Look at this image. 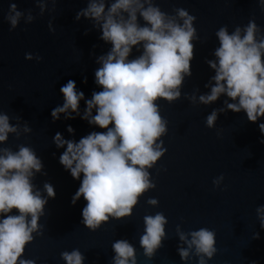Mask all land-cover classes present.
Here are the masks:
<instances>
[{
  "label": "water",
  "instance_id": "95a60500",
  "mask_svg": "<svg viewBox=\"0 0 264 264\" xmlns=\"http://www.w3.org/2000/svg\"><path fill=\"white\" fill-rule=\"evenodd\" d=\"M94 2L99 0H0V115L15 129L0 141V156L31 149L42 167L32 170L30 183L46 201L17 264L21 259L68 264L63 254L74 251L81 254L82 264H116L113 246L118 241L134 249L128 264L133 259L135 264H264V219L259 211L264 208V132L259 127L264 117L253 122L245 110H232L228 105L239 98L226 93L209 103L201 100L216 85L210 62L219 64L215 53L221 29L229 35L239 29L243 37L254 24V43L264 42V0H140L144 10L159 8L166 20L180 26L186 19L179 15L181 10L193 17L190 72L181 73L182 82L173 90L179 97L154 101L165 132L154 145L162 155L145 166L150 186L137 196L130 214H106V220L92 227L83 216L84 197L73 203L83 173L74 178L60 163L67 145L57 147L54 138L59 133L64 140L79 142L108 130L82 118L86 101L103 90L95 73L102 67L100 58L113 47L101 38L103 22L84 15ZM104 3L107 12L115 0ZM17 12L13 25L10 17ZM121 15L129 18L127 12ZM137 23L150 27L140 11ZM260 51L264 63V49ZM143 53L141 42L132 47L128 60ZM69 80L84 99L78 114L69 110L72 118L60 113L54 119L52 111L64 104L60 89ZM213 112L216 119L209 125ZM46 185L53 187L54 197ZM158 214L165 219L164 234L149 254L142 244L145 218ZM9 215L19 212L13 209ZM202 229L214 234L211 255L191 243L192 234Z\"/></svg>",
  "mask_w": 264,
  "mask_h": 264
},
{
  "label": "clouds",
  "instance_id": "9594fccd",
  "mask_svg": "<svg viewBox=\"0 0 264 264\" xmlns=\"http://www.w3.org/2000/svg\"><path fill=\"white\" fill-rule=\"evenodd\" d=\"M15 5L12 9L15 10ZM137 11L149 26H139ZM127 12V20L121 15ZM84 15L102 21V39L112 44V50L101 57L102 67L96 73V83L103 90L94 92L92 99L86 101L87 108L83 119L95 124L106 132H93L79 142L64 140L59 133L54 142L57 147L67 145L60 157V163L69 170L74 178L83 173L81 187L73 198L83 196L87 201L83 209L85 223L95 227L106 214L122 217L130 214L131 206L137 201L149 183L145 166L150 167L161 155L157 138L165 132V126L154 101L165 98L169 101L179 97L177 89L183 77L181 73L190 72V60L193 45L190 40L194 29L193 17L181 10L179 15L186 17L183 26L165 15L156 7L143 9L140 0H115L105 12L104 0L91 3ZM20 13L10 17L13 25ZM79 18V16L77 17ZM255 25H250L241 37L240 30L229 35L221 29L217 35L221 46L215 55L219 64L210 62L216 69V85L211 94L201 97L204 103L215 101L220 94L226 93L238 103L229 104L234 111L245 110L250 121L264 117V63L261 49L264 42L254 43ZM143 42L144 53L135 60H128L133 46ZM60 91L64 96L63 106L52 111L54 119L60 113L77 112L79 101L84 99L82 91L76 90L74 81L69 80ZM96 115L92 116V109ZM90 118V119H89ZM216 113L208 117L211 125ZM112 125L109 128V125ZM264 132V123L259 125ZM15 131L10 127L6 115H0V141L7 133ZM69 132L73 129L69 127ZM139 166V167H137ZM42 165L35 153L29 148H21L18 153L0 156V264H17L18 257L24 251L26 242L32 239L31 233L37 228V220L46 203L38 192L33 191L30 183L32 170L39 171ZM49 196L55 195L54 189L46 185ZM155 203V201H152ZM13 209L19 215H9ZM264 219V208L259 210ZM31 219H28V216ZM146 234L142 244L151 254L163 233L165 219L162 215L146 217ZM192 244L198 251L211 255L214 234L202 229L192 234ZM183 239V236L181 237ZM117 252L116 264H128L134 249L126 241L114 244ZM187 256V252L181 253ZM68 264H82L78 251L64 253ZM19 264H31L19 260ZM132 264H135L133 259Z\"/></svg>",
  "mask_w": 264,
  "mask_h": 264
}]
</instances>
